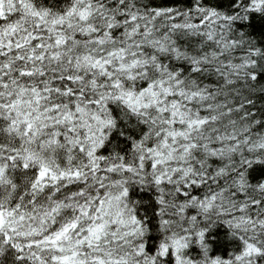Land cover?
Instances as JSON below:
<instances>
[{
	"label": "snow or ice",
	"instance_id": "1",
	"mask_svg": "<svg viewBox=\"0 0 264 264\" xmlns=\"http://www.w3.org/2000/svg\"><path fill=\"white\" fill-rule=\"evenodd\" d=\"M0 264H264V0H0Z\"/></svg>",
	"mask_w": 264,
	"mask_h": 264
}]
</instances>
